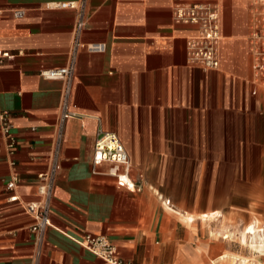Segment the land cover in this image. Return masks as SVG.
Masks as SVG:
<instances>
[{"label": "crops", "instance_id": "crops-1", "mask_svg": "<svg viewBox=\"0 0 264 264\" xmlns=\"http://www.w3.org/2000/svg\"><path fill=\"white\" fill-rule=\"evenodd\" d=\"M60 1L0 0V50L13 55L0 62V112L7 111L15 137L12 168L0 131V264H102L75 241L83 233L108 237L116 255L135 264H207L201 242L188 245L193 214L161 202L149 149L203 147L206 157L210 147L225 148L212 143L216 133L264 125L248 45L255 0H87L81 41L106 48L77 53L51 223L36 242L22 204L42 203L37 174L48 164L64 85L41 72L66 65L77 19L73 9L53 4ZM190 3L220 8L216 70L200 69L186 55L185 40L197 27L176 23L173 8ZM15 9L24 15L13 17ZM99 131L118 135L139 191L117 186L107 164L93 165ZM13 171L11 191L5 183ZM11 194L19 201H9ZM196 198L205 204L204 195Z\"/></svg>", "mask_w": 264, "mask_h": 264}, {"label": "rangeland", "instance_id": "rangeland-1", "mask_svg": "<svg viewBox=\"0 0 264 264\" xmlns=\"http://www.w3.org/2000/svg\"><path fill=\"white\" fill-rule=\"evenodd\" d=\"M256 88L264 94L261 82ZM215 135L212 143L225 148L210 147L206 157L203 147L149 149L150 175L161 202L168 198L169 206L194 215L188 245L201 242L207 264H264V125ZM197 194L206 197L205 204L196 202ZM215 211L219 217L200 218L199 213ZM251 231L257 242L242 245L239 237Z\"/></svg>", "mask_w": 264, "mask_h": 264}, {"label": "built area", "instance_id": "built-area-1", "mask_svg": "<svg viewBox=\"0 0 264 264\" xmlns=\"http://www.w3.org/2000/svg\"><path fill=\"white\" fill-rule=\"evenodd\" d=\"M58 7L71 8L76 13V21L72 29V43L68 53V62L62 68L42 71L47 78L60 79L64 85L60 95L59 113L53 125V137L48 155V164L44 171L37 174V193L42 197V203L28 202L22 204L23 209L31 215L33 223L29 227L34 241L39 242L44 231L50 226L49 204L53 194L56 176L60 170V154L63 140L65 120L72 116L70 106L71 82L75 71L79 49L88 52H102L105 43H84L81 33L85 25L87 0H64L53 3ZM250 34L248 38L249 51L253 57V70L256 78L264 85V0H255L251 7ZM15 18L24 15L22 9L12 11ZM176 23L191 24L197 27L196 33L186 38V55L191 64L202 70H216L220 64L221 21L220 8L212 3L178 4L173 8ZM12 58L13 55L0 50L1 59ZM0 131L5 139V151L9 157V165L13 168L12 159L15 150V137L11 132L7 111L0 112ZM92 163L94 166L107 164L106 174L112 176L117 186L130 191H139L141 185L130 174V159L127 150L115 132L99 131L93 147ZM18 182L15 171L12 172L5 186L13 190ZM9 201H19L15 194L8 197ZM163 202L169 205L170 200ZM85 250L101 260L102 264H135L116 255V246L112 241L99 234L83 233L74 238Z\"/></svg>", "mask_w": 264, "mask_h": 264}, {"label": "bare ground", "instance_id": "bare-ground-1", "mask_svg": "<svg viewBox=\"0 0 264 264\" xmlns=\"http://www.w3.org/2000/svg\"><path fill=\"white\" fill-rule=\"evenodd\" d=\"M219 213L217 212V211H215V212H210V213H201V218L203 219V220H205L206 218L207 219H213V218H215L217 215H218ZM218 217H219V215H218ZM187 220L188 221H190V222H192L193 220H194V216L193 215H187ZM252 233H254L253 231H251V234L248 236V237H246V236H244L243 234H241V236L239 237V242L242 244V245H247V243H250V245L252 246V244L253 243H255V242H257L256 241V239H257V237H256V235H252ZM259 246V245H258ZM257 246V247H258ZM207 254V253H206ZM224 253L223 254H221V255H219L217 258H219V259H222V258H224ZM209 261H211L210 259H209ZM214 262V261H213Z\"/></svg>", "mask_w": 264, "mask_h": 264}]
</instances>
